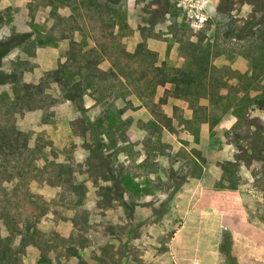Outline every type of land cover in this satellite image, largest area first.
Instances as JSON below:
<instances>
[{"label": "rangeland", "instance_id": "1", "mask_svg": "<svg viewBox=\"0 0 264 264\" xmlns=\"http://www.w3.org/2000/svg\"><path fill=\"white\" fill-rule=\"evenodd\" d=\"M208 186L264 227V0H0V264H174Z\"/></svg>", "mask_w": 264, "mask_h": 264}, {"label": "crops", "instance_id": "2", "mask_svg": "<svg viewBox=\"0 0 264 264\" xmlns=\"http://www.w3.org/2000/svg\"><path fill=\"white\" fill-rule=\"evenodd\" d=\"M226 234L236 264H264V227L250 219L242 192L203 187L171 237L174 264H223L220 244Z\"/></svg>", "mask_w": 264, "mask_h": 264}, {"label": "trees", "instance_id": "3", "mask_svg": "<svg viewBox=\"0 0 264 264\" xmlns=\"http://www.w3.org/2000/svg\"><path fill=\"white\" fill-rule=\"evenodd\" d=\"M10 48V46H8L7 47V49H9ZM181 74H182V72H181ZM187 78V77H186ZM188 79H190V78H188ZM180 80H182L177 74L176 75H174L172 78H170V79H164V80H162L161 81V84H164V83H166V82H172V83H174L175 84V90L176 91H179V90H182L183 88H181L179 85H178V83L180 82ZM185 80V79H184ZM36 218V217H35ZM1 220H4V222H3V224L4 225H6V226H8V220H9V217L8 216H3L2 218H1ZM26 224V223H25ZM16 226V225H15ZM22 232L23 231H19L18 233L19 234H22ZM9 247H3V250L1 251L2 253H1V256H4L5 254H7V253H9ZM220 251H221V253H223V252H227V253H229V256L231 257V247H229V248H224V246L222 245V244H220ZM232 258V257H231Z\"/></svg>", "mask_w": 264, "mask_h": 264}]
</instances>
